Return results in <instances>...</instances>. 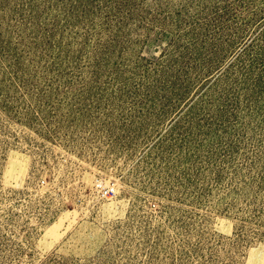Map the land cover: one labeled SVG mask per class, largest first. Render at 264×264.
Returning a JSON list of instances; mask_svg holds the SVG:
<instances>
[{"label":"rangeland","instance_id":"obj_1","mask_svg":"<svg viewBox=\"0 0 264 264\" xmlns=\"http://www.w3.org/2000/svg\"><path fill=\"white\" fill-rule=\"evenodd\" d=\"M0 264H264V0H0Z\"/></svg>","mask_w":264,"mask_h":264},{"label":"built area","instance_id":"obj_2","mask_svg":"<svg viewBox=\"0 0 264 264\" xmlns=\"http://www.w3.org/2000/svg\"><path fill=\"white\" fill-rule=\"evenodd\" d=\"M93 190L99 199L107 202H113L118 196V186L112 181L98 180Z\"/></svg>","mask_w":264,"mask_h":264},{"label":"trees","instance_id":"obj_3","mask_svg":"<svg viewBox=\"0 0 264 264\" xmlns=\"http://www.w3.org/2000/svg\"><path fill=\"white\" fill-rule=\"evenodd\" d=\"M50 110V109H49ZM40 114V112H42L41 108L39 107L35 113L32 116V121L34 122V125L37 127V130H39V128L41 127V122L42 119L44 118L46 120V127H48L50 125L49 119H46V117L44 116V114H42L41 116L38 114ZM51 112V110H50Z\"/></svg>","mask_w":264,"mask_h":264}]
</instances>
